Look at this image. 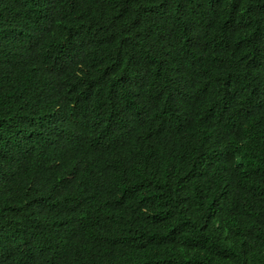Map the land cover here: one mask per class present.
Wrapping results in <instances>:
<instances>
[{"label": "trees", "instance_id": "trees-1", "mask_svg": "<svg viewBox=\"0 0 264 264\" xmlns=\"http://www.w3.org/2000/svg\"><path fill=\"white\" fill-rule=\"evenodd\" d=\"M264 0H0V264H264Z\"/></svg>", "mask_w": 264, "mask_h": 264}, {"label": "clouds", "instance_id": "clouds-1", "mask_svg": "<svg viewBox=\"0 0 264 264\" xmlns=\"http://www.w3.org/2000/svg\"><path fill=\"white\" fill-rule=\"evenodd\" d=\"M258 141V140H257ZM259 142V145L262 147V148H264V143H262V142H260V141H258Z\"/></svg>", "mask_w": 264, "mask_h": 264}]
</instances>
